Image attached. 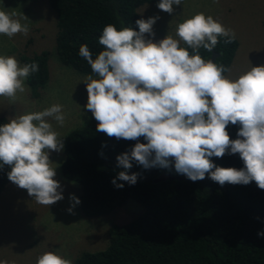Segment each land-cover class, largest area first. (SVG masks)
<instances>
[{
  "label": "clouds",
  "instance_id": "9594fccd",
  "mask_svg": "<svg viewBox=\"0 0 264 264\" xmlns=\"http://www.w3.org/2000/svg\"><path fill=\"white\" fill-rule=\"evenodd\" d=\"M181 4L182 0H159L156 6L171 15L173 6ZM159 19H137L138 31L107 24L99 37L104 50L95 58L86 44L79 47V55L91 67L92 74L83 80L84 108L98 122L96 131L135 141L116 157L117 166L125 171L111 183L117 189L124 187L118 180L134 186L140 174L129 175L128 170L135 162L146 170L174 166L177 174L192 182L204 180L207 174L221 186H246L254 181L264 190V65H251L230 78L224 75L230 68L202 58L199 50L212 52L220 37L232 43L233 30L198 12L176 25V38L167 34L156 41L153 26ZM21 20L29 19L0 9V34L9 39L17 34L27 36L29 26ZM38 71L35 62L21 65L15 56L0 55V97L15 100L18 92L26 91L27 78ZM48 118L63 126V106L52 104L42 111L8 117L0 124V170L8 166V180L44 206L64 199L55 178L57 167L50 160L52 152L64 149V142ZM229 125L239 126L234 140L227 131ZM236 154L243 168L219 167L211 159ZM69 199L74 202L67 209L72 214L80 200L74 195ZM257 235L264 237V231ZM0 264L8 261L0 260ZM36 264L72 261L47 251L37 257Z\"/></svg>",
  "mask_w": 264,
  "mask_h": 264
},
{
  "label": "trees",
  "instance_id": "16d2710c",
  "mask_svg": "<svg viewBox=\"0 0 264 264\" xmlns=\"http://www.w3.org/2000/svg\"><path fill=\"white\" fill-rule=\"evenodd\" d=\"M159 0H46L54 15V52L58 63L81 75H91V67L79 55L86 44L93 58L103 49L99 37L104 26L114 24L119 30L132 27L137 8ZM123 21V24H121ZM220 37L212 51L213 62L229 67L238 43H225ZM182 47H187L181 44ZM190 54L192 50L188 49ZM208 60L211 52L201 48ZM48 51L26 54L17 60L21 65L33 62L39 71L27 80L26 92L37 99L48 79ZM7 119L0 116V124ZM92 114L78 127L63 136L64 149L59 164L61 179L77 189L76 205L85 218L104 217L126 200L137 203L141 211L133 219L107 228L105 245L95 251H81L72 264H264V190L250 184L223 186L208 178L192 182L169 169H144L133 162L128 174L139 173L134 186L123 183L117 189L111 181L120 171L116 157L134 146L135 141L108 137L97 132ZM238 125H229L231 139H236ZM140 142L145 141L141 138ZM103 145V146H102ZM103 153V155H101ZM223 168H243L239 154L211 158ZM8 166L0 170V193L8 182ZM161 173L173 179L153 182Z\"/></svg>",
  "mask_w": 264,
  "mask_h": 264
},
{
  "label": "rangeland",
  "instance_id": "374dc122",
  "mask_svg": "<svg viewBox=\"0 0 264 264\" xmlns=\"http://www.w3.org/2000/svg\"><path fill=\"white\" fill-rule=\"evenodd\" d=\"M158 2L144 4L136 10L138 19L160 17L153 26L156 41L167 34L176 38L178 23L203 12L235 33L238 46L228 67L231 72L224 75L235 78L249 70L251 65H264V0H182L180 6H173L171 15L159 10L156 6ZM4 8L15 11L18 16L25 15L29 20H21V23H27L30 31L27 36L17 34L11 39L0 34V55L15 56L17 59L21 52L31 54L41 50L48 51L49 55L48 79L40 96L30 99L25 91L18 92L15 100L0 97V116L7 119L61 104L66 116L64 125L60 126L52 118L48 120L62 139L91 114L84 108L87 103L86 86L83 84L86 75L58 63L54 52V15L46 0H0V9ZM61 159L62 151L50 154V160L55 163L53 167H57L55 178L63 188V200L44 206L30 197L27 190L20 189L9 180L3 188L0 193V260H7L8 264H36L38 256L54 251L73 261L81 251L101 249L110 225L128 222L140 213L137 203L126 200L104 217L85 218L76 205L69 214L67 209L74 203L69 197L75 196L77 189L61 179Z\"/></svg>",
  "mask_w": 264,
  "mask_h": 264
},
{
  "label": "water",
  "instance_id": "95a60500",
  "mask_svg": "<svg viewBox=\"0 0 264 264\" xmlns=\"http://www.w3.org/2000/svg\"><path fill=\"white\" fill-rule=\"evenodd\" d=\"M217 56H218L217 53L211 52L209 59L214 60V58ZM171 179H173V178L170 177L169 175L161 173L158 178L153 180V182L162 181V180H171Z\"/></svg>",
  "mask_w": 264,
  "mask_h": 264
}]
</instances>
